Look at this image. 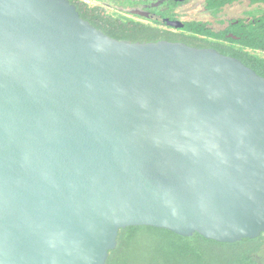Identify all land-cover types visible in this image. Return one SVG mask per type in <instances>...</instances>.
I'll list each match as a JSON object with an SVG mask.
<instances>
[{
    "label": "water",
    "instance_id": "95a60500",
    "mask_svg": "<svg viewBox=\"0 0 264 264\" xmlns=\"http://www.w3.org/2000/svg\"><path fill=\"white\" fill-rule=\"evenodd\" d=\"M137 225L264 232V77L110 37L69 0H0V264H105Z\"/></svg>",
    "mask_w": 264,
    "mask_h": 264
},
{
    "label": "trees",
    "instance_id": "16d2710c",
    "mask_svg": "<svg viewBox=\"0 0 264 264\" xmlns=\"http://www.w3.org/2000/svg\"><path fill=\"white\" fill-rule=\"evenodd\" d=\"M81 18L110 37L129 41L168 40L149 25L112 14H102L98 6L70 0ZM96 16L99 18L94 19ZM170 41V40H169ZM256 47L264 50V35ZM264 77V58L242 61ZM116 247L108 252L105 264H256L254 253L264 243V234L232 243L205 239L198 233L181 236L167 229L137 225L120 229Z\"/></svg>",
    "mask_w": 264,
    "mask_h": 264
},
{
    "label": "flooded vegetation",
    "instance_id": "af4514ba",
    "mask_svg": "<svg viewBox=\"0 0 264 264\" xmlns=\"http://www.w3.org/2000/svg\"><path fill=\"white\" fill-rule=\"evenodd\" d=\"M116 1L119 6L114 11L127 12V17L123 18L149 25L170 41L213 48L241 61L258 56L264 58V50L256 47L257 41L264 35V0ZM84 3L93 6L90 5L91 0ZM103 3L95 2L94 6L105 14L108 3ZM172 21L179 26L169 23ZM261 252H264V243L253 255L256 264H264L256 259Z\"/></svg>",
    "mask_w": 264,
    "mask_h": 264
},
{
    "label": "rangeland",
    "instance_id": "374dc122",
    "mask_svg": "<svg viewBox=\"0 0 264 264\" xmlns=\"http://www.w3.org/2000/svg\"><path fill=\"white\" fill-rule=\"evenodd\" d=\"M97 2L98 4L100 5H104L103 2H107L108 3V7L106 8V13L108 14H112V15H119L121 17L125 16L127 17V12L126 11H123L121 10L120 12L119 11H114V10H118L117 9V6L118 5V2L116 0H91V4L90 5H94V3ZM102 3V4H101ZM256 259H260L261 262H264V252H261L259 254V256H256Z\"/></svg>",
    "mask_w": 264,
    "mask_h": 264
},
{
    "label": "built area",
    "instance_id": "2783aa9c",
    "mask_svg": "<svg viewBox=\"0 0 264 264\" xmlns=\"http://www.w3.org/2000/svg\"><path fill=\"white\" fill-rule=\"evenodd\" d=\"M83 2H89V0H82Z\"/></svg>",
    "mask_w": 264,
    "mask_h": 264
}]
</instances>
